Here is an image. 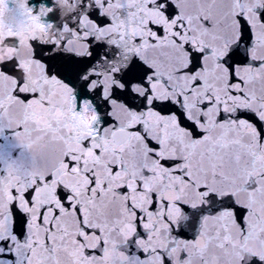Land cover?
Listing matches in <instances>:
<instances>
[{
  "label": "snow or ice",
  "instance_id": "1",
  "mask_svg": "<svg viewBox=\"0 0 264 264\" xmlns=\"http://www.w3.org/2000/svg\"><path fill=\"white\" fill-rule=\"evenodd\" d=\"M0 264H264V0H0Z\"/></svg>",
  "mask_w": 264,
  "mask_h": 264
},
{
  "label": "water",
  "instance_id": "2",
  "mask_svg": "<svg viewBox=\"0 0 264 264\" xmlns=\"http://www.w3.org/2000/svg\"><path fill=\"white\" fill-rule=\"evenodd\" d=\"M32 2H34V3H35V2H37V0H32Z\"/></svg>",
  "mask_w": 264,
  "mask_h": 264
}]
</instances>
